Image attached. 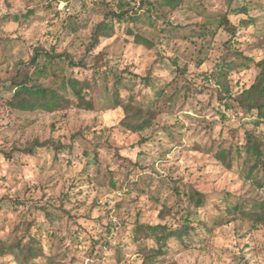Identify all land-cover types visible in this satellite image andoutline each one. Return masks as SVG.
Returning a JSON list of instances; mask_svg holds the SVG:
<instances>
[{
  "label": "rangeland",
  "instance_id": "374dc122",
  "mask_svg": "<svg viewBox=\"0 0 264 264\" xmlns=\"http://www.w3.org/2000/svg\"><path fill=\"white\" fill-rule=\"evenodd\" d=\"M121 1L139 19L114 23L110 36L96 40L98 25L108 21L106 6L117 9L120 0H0V79L20 69L37 71L34 55L44 66L48 53L64 54L81 67L59 60L39 81L89 79L94 104L80 108L68 88L62 91L73 102L69 107L23 111L8 105L12 92L0 84V239L36 238L44 255L23 264H264V223L224 210L263 198L264 189L245 180L244 157L227 169L214 156L222 128L235 142L247 132L264 135V124L255 127L253 117L220 101L225 92L214 71L226 60L246 61L237 51L264 58V0H179L176 8L166 0ZM242 5L253 24L233 13ZM221 15L235 33L221 27ZM136 33L153 45L140 44ZM112 70L132 74L124 98L135 94L159 111L144 131L121 124L125 112L113 107ZM258 73L256 63L230 71L232 93L252 85ZM36 139L50 143L32 154L22 151ZM190 189L205 195L204 206L190 205L183 194ZM187 207L196 227L187 245L172 239L168 254L150 263L126 226L179 224ZM0 264L20 263L0 254Z\"/></svg>",
  "mask_w": 264,
  "mask_h": 264
},
{
  "label": "trees",
  "instance_id": "16d2710c",
  "mask_svg": "<svg viewBox=\"0 0 264 264\" xmlns=\"http://www.w3.org/2000/svg\"><path fill=\"white\" fill-rule=\"evenodd\" d=\"M146 0H143V3ZM172 8L178 7L181 3L179 0H166ZM147 3L154 5L151 1L147 0ZM108 9L106 18L108 19L101 22L98 25L97 32L94 33L95 39H100L102 37H108L113 33L114 23L119 22L130 24L136 19H139L140 14L135 8L128 3L120 0L117 3V9ZM133 12V13H131ZM233 13L242 15L241 20L246 24H253L254 20L246 18L248 13V7L246 5L239 6L233 10ZM220 25L224 29L231 31L235 27L231 24L230 20L226 15H221ZM132 33L131 29H128ZM136 40L140 44H144L151 47L153 43L144 37L142 34H135ZM236 52V51H235ZM238 57H244L246 61H241L237 63L234 61L226 60L222 64H218L215 68L216 82L223 89L225 94L219 93L220 101L230 108V103L235 104V108L240 109L244 117H253L252 122L255 127H259L264 124V58L256 61L253 58L244 56L241 52L237 51ZM46 60L49 64L42 66L38 62V55L32 57V63L37 69L32 72L29 69L17 70L14 75L9 79H0V84H2L6 90L11 91L12 95L8 100V105L12 108L19 110H36L42 109L49 112L61 110L72 105V100L70 96L63 92L62 89L67 90L68 88L72 91V94L78 100L77 106L85 110H91L94 107L91 98H88L90 91L93 89V84L89 79H79L77 77H69L67 79L60 80L61 84H43L39 81L40 75L47 72L48 66L54 67L57 61L67 62L72 67H81L82 64L76 62L72 58L64 54H50L46 55ZM251 63H256L259 69V73L256 80L248 88H245L233 94L230 87V80L228 73L232 70L237 69L239 66L244 65L248 67ZM43 67V69H42ZM55 69V68H54ZM98 73L101 71L107 72V68L100 70L95 69ZM114 74V82L112 88V99L113 107L120 108L125 112V116L121 120V124L128 128L132 132H141L149 128L155 119L156 113L159 111L144 106L142 102H138L135 94H130L128 98L122 96V92L130 91L132 88L130 86L131 78H128L132 74H127L124 76V72L111 71ZM54 77L58 79L60 75L56 72L53 73ZM137 76V74H135ZM145 83L152 87L155 84L151 81L150 77L144 78ZM95 83V81H94ZM164 94L163 89L158 90V97ZM171 100V99H170ZM157 103V101H156ZM224 115V113H222ZM224 117V116H223ZM226 119H230L227 118ZM230 127V126H229ZM225 129L222 128L220 132V137L222 141L213 149L214 156L218 161L227 168L231 169L235 160L244 157V164L249 167L247 174H244L246 181H250L257 189H264V135L256 134L252 132H247L245 140L243 142H235L232 140L231 130L224 135ZM220 139V138H219ZM229 140V144L225 142ZM50 142H41L38 139L34 140L27 147L22 148V151L32 154L34 153L35 147H43L48 145ZM254 171H256L254 173ZM178 195L181 197V192L178 190ZM184 195L186 199L193 205L194 208L198 209L205 205L206 199L205 195L198 190L190 189L184 190ZM185 209V208H184ZM228 214L240 219H247L249 221H254L256 223H264V197L261 199L254 200L249 204L241 201L234 204L228 205L225 209ZM194 212L190 207H187L184 214L180 219L183 221L179 224L171 223L168 221H161L156 223H141L134 222L128 224L127 232L132 238L135 245L138 246V252H140L146 260L150 263L154 262L158 257L167 255L170 250V241L174 239L177 243L184 246L187 245V241L190 238L192 230L196 227L193 225L195 218L192 216ZM165 219L164 211L160 214ZM204 220H199L203 222ZM203 224V223H201ZM119 255L122 253V249L118 251ZM0 254L2 255H15L17 262L23 264L30 259L41 257L44 255L43 248L36 238H30L28 242L18 241H6L0 239Z\"/></svg>",
  "mask_w": 264,
  "mask_h": 264
}]
</instances>
